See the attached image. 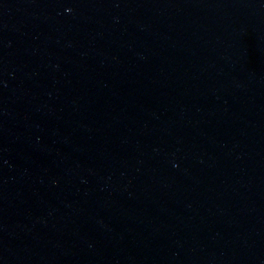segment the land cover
<instances>
[{
    "label": "water",
    "instance_id": "1",
    "mask_svg": "<svg viewBox=\"0 0 264 264\" xmlns=\"http://www.w3.org/2000/svg\"><path fill=\"white\" fill-rule=\"evenodd\" d=\"M0 264H264V0H0Z\"/></svg>",
    "mask_w": 264,
    "mask_h": 264
}]
</instances>
